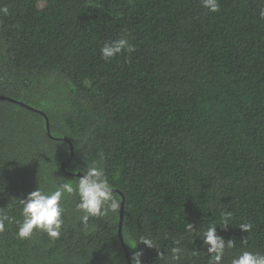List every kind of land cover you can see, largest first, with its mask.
<instances>
[{"label":"trees","instance_id":"16d2710c","mask_svg":"<svg viewBox=\"0 0 264 264\" xmlns=\"http://www.w3.org/2000/svg\"><path fill=\"white\" fill-rule=\"evenodd\" d=\"M219 5L0 0V96L12 100H0V209L19 221V200L75 184L93 161L124 198L123 242L121 206L85 228L71 195L58 239H20L8 224L0 264H129L124 246L141 264H209L213 224L235 242L223 264L264 253V0ZM121 38L134 50L105 60L100 49Z\"/></svg>","mask_w":264,"mask_h":264},{"label":"clouds","instance_id":"9594fccd","mask_svg":"<svg viewBox=\"0 0 264 264\" xmlns=\"http://www.w3.org/2000/svg\"><path fill=\"white\" fill-rule=\"evenodd\" d=\"M201 3L209 12H219L220 10L219 0H201ZM8 11L7 7L0 8V13L4 15H7ZM261 16L264 17V10L261 11ZM133 50L134 46L129 40L121 38L105 43L100 49V53L105 60H110L124 51L130 53ZM71 195L78 197L76 210L82 214L80 221L85 228L90 217H102L109 212L115 213L121 206L116 190L106 177L103 168L96 161H93L77 178L75 184L71 180L63 179L55 182L52 190L38 186L34 191L28 193L25 199L19 200L21 205V219L19 221L0 209V232H4L8 224L15 223L17 225L16 234L20 239L31 238L34 230L46 233L53 240L58 239L65 222L62 202ZM220 215L222 218L221 226H227L232 213L222 211ZM216 229L217 226L213 224L202 232V242L207 249L209 264H223L226 249L235 248V242L232 239L225 240L217 235ZM240 229L249 232L252 225L244 223L240 225ZM185 230L192 232L194 230L193 224H186ZM138 242L149 248H157L155 241L147 236L140 237ZM179 244L180 241H174L176 246L170 249L171 259L174 261L181 259L183 249ZM197 254L198 251L193 252V255ZM140 255L139 252L133 254L131 257L132 264H141ZM230 264H264V253L242 250L232 256Z\"/></svg>","mask_w":264,"mask_h":264},{"label":"water","instance_id":"95a60500","mask_svg":"<svg viewBox=\"0 0 264 264\" xmlns=\"http://www.w3.org/2000/svg\"><path fill=\"white\" fill-rule=\"evenodd\" d=\"M0 100H7V101H12L11 99L9 98H6L4 96H0ZM44 115V114H43ZM45 119H46V122H47V128H49V122H48V119L46 118V116L44 115ZM49 134V132H48ZM72 149V147H71ZM73 150V149H72ZM64 167H65V164L62 165V170H64ZM81 174H75L76 177H79ZM123 205H124V198H122V203H121V209H120V224H119V237L121 239V241L123 242V238H122V220H123ZM124 252H125V255H126V258H127V261L129 264H132L131 263V260H130V257H129V252L127 250V248L124 246Z\"/></svg>","mask_w":264,"mask_h":264}]
</instances>
